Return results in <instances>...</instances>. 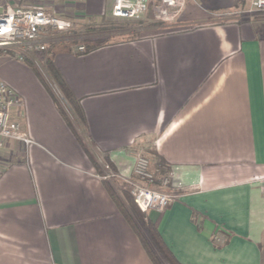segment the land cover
<instances>
[{"label":"crops","instance_id":"1","mask_svg":"<svg viewBox=\"0 0 264 264\" xmlns=\"http://www.w3.org/2000/svg\"><path fill=\"white\" fill-rule=\"evenodd\" d=\"M112 3L78 0L77 18L111 20ZM250 4L187 0L176 23L100 45L41 34L80 115L34 47L19 50L39 74L0 58L10 120L33 141L0 148V264H153L106 185L133 179L137 154L178 195L145 212L178 264H262L264 15Z\"/></svg>","mask_w":264,"mask_h":264},{"label":"built area","instance_id":"2","mask_svg":"<svg viewBox=\"0 0 264 264\" xmlns=\"http://www.w3.org/2000/svg\"><path fill=\"white\" fill-rule=\"evenodd\" d=\"M152 0H113L111 16L117 19L133 20L148 12ZM185 0H159V14L150 12V18H158L161 15L165 21L174 22L182 12ZM264 11V0H251L249 14ZM74 28V23L55 13L44 9L23 7L6 3L0 11V51H12L17 61L26 59L25 53L20 47H34L37 51H46L44 44H38L41 34L50 32L68 33ZM35 44V45H34ZM79 46L78 50H83ZM20 105V98L15 91L4 81L0 80V148L7 141H15L29 146L33 143L20 129L18 123L10 120L12 107ZM104 168V179H113L116 175L112 173L107 165ZM134 178H123L129 187L130 194L137 208L141 212L156 211L163 212L178 197L177 194L159 189L170 183V176L158 177L150 167L148 157L137 154L133 163ZM219 241V237H215Z\"/></svg>","mask_w":264,"mask_h":264},{"label":"trees","instance_id":"3","mask_svg":"<svg viewBox=\"0 0 264 264\" xmlns=\"http://www.w3.org/2000/svg\"><path fill=\"white\" fill-rule=\"evenodd\" d=\"M84 23H82L83 25ZM143 21H123V22H110L107 27H102V30H122L131 26H141L143 25ZM85 25V24H84ZM86 30H90L91 27L86 25L84 27ZM101 30V29H100ZM108 41V40H106ZM106 41H101L99 43H95V45H100ZM45 69L56 85L57 89L60 91L62 96L68 101L71 105L73 111L76 114L80 115L78 104L75 99L70 95L69 90L59 75L58 71L54 67L50 58H46L44 62ZM116 188L109 183H106L108 190L110 192L111 197L115 201L116 205L120 209V211L124 214L129 224L136 232L140 242L142 243L144 249L146 250L149 258L153 262V264H178L171 252L168 250L166 245L163 243L155 225L149 221L144 212H140L137 209L133 201V197L130 194L129 185L123 180H115ZM118 191H120L123 195H125V200L122 201L119 198Z\"/></svg>","mask_w":264,"mask_h":264},{"label":"rangeland","instance_id":"4","mask_svg":"<svg viewBox=\"0 0 264 264\" xmlns=\"http://www.w3.org/2000/svg\"><path fill=\"white\" fill-rule=\"evenodd\" d=\"M187 0H185L186 2ZM6 3L12 4V5H20L23 7H31V8H37V9H44V10H48L49 12L55 13L65 19L70 20L71 22L74 23V28L72 31H70V33H67L69 38H74L76 41H81L84 42V39H86V37L90 38L89 40L93 41L94 44L95 42L99 43L101 41H112V40H118L122 37H114L112 34L113 32L110 30H102V27H107L109 26L108 24L110 22H123V21H133V22H137V21H146V23H164L166 25H172L174 23H176L181 15H179V17L177 18V20H175L174 22H169V21H165L164 18L159 15L158 18H150V12H156V14H159V10L160 8H157V6L159 5V0H152L151 1V5L149 7V10L147 13L143 14L140 16V18L138 19H133V20H125V19H117V18H109L111 20L108 19H100L98 20V22H80L79 19L77 18L76 13H78L76 11V5L78 4V0H0V11L2 10V6ZM185 5V3H184ZM183 5V7H184ZM183 9V8H182ZM257 15H264V11L259 12ZM92 21V20H90ZM82 23H86L85 25ZM86 25H89L91 27L90 30H86L84 27ZM101 29V30H100ZM78 38V39H76ZM12 54H14L12 51H0V58H6L7 56H11ZM37 57L39 58V60H42L43 62H45V59L47 57L50 58V55L47 53L46 51H37ZM24 63H28L31 67H33L32 62L28 61L27 59L23 60ZM33 69L38 73L40 71V68L34 63ZM39 74V73H38ZM41 75V74H40ZM42 75L41 78L42 79ZM111 185L114 186V188H116L117 184L114 180H112L110 182ZM119 195V198L122 201H126L125 200V195H123L120 191L117 192ZM138 209V208H137ZM139 210V209H138ZM140 211V210H139ZM141 212V211H140ZM262 253H263V261L262 264H264V242L262 245Z\"/></svg>","mask_w":264,"mask_h":264}]
</instances>
